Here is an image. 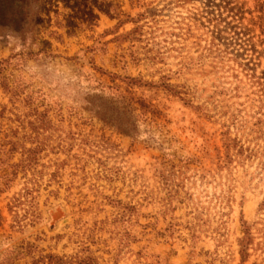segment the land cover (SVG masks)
Segmentation results:
<instances>
[{"label": "rangeland", "instance_id": "1", "mask_svg": "<svg viewBox=\"0 0 264 264\" xmlns=\"http://www.w3.org/2000/svg\"><path fill=\"white\" fill-rule=\"evenodd\" d=\"M209 5L0 0V264H30V246L64 264H264V102ZM30 63L45 83L73 67L86 103ZM119 92L158 113L127 114Z\"/></svg>", "mask_w": 264, "mask_h": 264}, {"label": "trees", "instance_id": "2", "mask_svg": "<svg viewBox=\"0 0 264 264\" xmlns=\"http://www.w3.org/2000/svg\"><path fill=\"white\" fill-rule=\"evenodd\" d=\"M255 8L254 10L246 9V3H240L237 0H208L209 6L217 7L219 13L216 15V20L219 22H224L225 26L223 29L217 31L216 39L219 40H228L229 47H233L230 53L234 54V61H236L244 70L248 71L247 75L250 76L253 85L259 87L258 92H260L261 101L264 102V70L261 72V75L256 74L257 67L261 64L262 58H264V0H254ZM101 11L106 12L109 15H114L116 17L120 16L119 9L113 3H110L107 9L99 7ZM250 13L253 15L257 13L256 16H252L247 23L246 14ZM88 19H86L90 24L93 20H96L98 17L94 12L93 7H90L86 13ZM75 23L71 21L64 25L65 28H72ZM69 33L71 34L72 31ZM257 29L260 30L259 35H256ZM227 33V36H225ZM229 35V36H228ZM258 37V40L255 41V38ZM229 50H227L228 52ZM246 60V61H244ZM259 60V63L255 62ZM102 73L106 74L107 72L103 69L98 68ZM113 76V75H111ZM114 76L113 78H115ZM128 80L133 84L137 80L127 77ZM140 83V82H139ZM118 98L120 103L123 105L125 112L132 115L133 112L140 109L141 117L148 116L149 113L157 114L158 111L156 108L147 102L143 98H138L133 95L129 97L122 92H119ZM124 114V113H121ZM264 115V113H263ZM140 116V115H139ZM134 117V116H132ZM247 235L241 241L242 245V254L244 258L249 255V248L252 243L250 232L247 230ZM29 250L28 254L32 256V261L30 264H64V258L59 257L54 254H41L39 257H36L32 248ZM87 264V263H85ZM89 264V263H88Z\"/></svg>", "mask_w": 264, "mask_h": 264}, {"label": "clouds", "instance_id": "3", "mask_svg": "<svg viewBox=\"0 0 264 264\" xmlns=\"http://www.w3.org/2000/svg\"><path fill=\"white\" fill-rule=\"evenodd\" d=\"M14 44H19V40H15ZM41 66L36 63L25 65V72L34 78L39 79L52 93L61 98L62 102L69 107H78L86 103V97L89 94L88 89L81 85L78 80V73L69 65L55 64L51 67L50 72L53 77L46 83L40 79L42 73Z\"/></svg>", "mask_w": 264, "mask_h": 264}]
</instances>
